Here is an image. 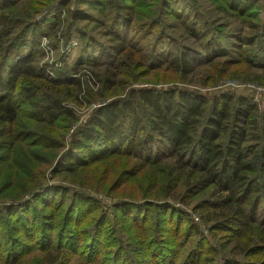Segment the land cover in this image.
Returning a JSON list of instances; mask_svg holds the SVG:
<instances>
[{
    "label": "trees",
    "instance_id": "obj_1",
    "mask_svg": "<svg viewBox=\"0 0 264 264\" xmlns=\"http://www.w3.org/2000/svg\"><path fill=\"white\" fill-rule=\"evenodd\" d=\"M21 1L0 0V202H11L0 209V262L16 264L36 253L48 264L75 257L83 264H214L219 255L223 264H264V108L235 93L210 98L194 89L149 86L107 102L84 78L113 89L125 83L120 75L131 80L135 68L156 60L187 80L196 68L230 60L235 50L232 65L264 70V33L238 34L235 50L232 42L227 49L207 38L218 31L212 13L220 4L256 16L264 12L262 0H207L202 10L192 0H140L141 9L150 8L144 22L133 12L136 0H67L42 20L34 13L24 21L10 12ZM66 12L73 19L64 27ZM169 15L194 48L180 42V29L165 28ZM259 20L264 30V16ZM76 21L102 31L75 29L81 49L66 72L40 69L31 51L3 74L13 48L39 46L42 37L69 45ZM138 38L149 43L146 51L135 44ZM64 96L80 106L108 99L73 129L68 143L63 131L78 118ZM31 152L38 154L33 163L20 156ZM43 163L51 177L67 175L74 187L41 183L32 169ZM112 176L125 186L135 180L145 198L117 199L112 213L106 211L89 192L105 191Z\"/></svg>",
    "mask_w": 264,
    "mask_h": 264
},
{
    "label": "rangeland",
    "instance_id": "obj_2",
    "mask_svg": "<svg viewBox=\"0 0 264 264\" xmlns=\"http://www.w3.org/2000/svg\"><path fill=\"white\" fill-rule=\"evenodd\" d=\"M25 0H22L21 2H17L15 5H13V9L10 11L12 14H14L15 19H21V21L26 20L24 16L26 15H33L36 14V19H40L42 17H45L48 15V13L52 10V8H55L56 6L58 8L59 2L67 1V0H52L49 2V0H27L25 3H23ZM69 1V0H68ZM135 7L133 12H139L136 15V18L139 20L137 22H144L146 20V16L143 11L149 10L150 8L141 9V6H139V1L136 0ZM151 1V0H150ZM197 4V10L198 5L200 10L203 8L209 7L210 1L207 0H192ZM49 2V3H48ZM73 2V0H72ZM182 2H185L186 5H188L189 0H182ZM219 1H214L213 5L210 8H214L217 6ZM23 3V4H22ZM130 4H134V0H129ZM262 4L264 5V0H262ZM222 8H220V11L215 10L213 15V28H216L218 30L215 32L212 31L210 37V40H215V42L220 43L222 46L224 45L225 48L230 49L229 43L233 45V48L235 50V46L237 45L238 41L235 37L240 35H246V36H254L257 35L256 32L264 33V30L261 29V21L259 19L263 18L264 12L262 10L258 11L256 16L250 15L251 10H244L243 12H237L231 9V6L226 4H220ZM182 7H184L182 5ZM75 6H71V10L74 12ZM87 9L86 7L83 8V10ZM207 9V8H206ZM215 9V8H214ZM178 10L180 8L178 7ZM58 9H55V12L57 13ZM8 12V11H7ZM72 13L66 12L65 15L62 13L63 16V26L66 27L69 21H71L73 18L71 16ZM77 12L75 13V15ZM153 15L150 14V17ZM258 17V18H257ZM50 18V17H49ZM157 18V17H154ZM42 20V19H40ZM211 20V21H212ZM201 22V23H200ZM198 24V27H202V22H204L202 19ZM166 23H168L169 30L174 29H180L181 32L176 31L178 34L177 37L180 40V42L186 43L188 47H193V44H188V35L184 33V30L180 24L172 18V15H169L165 19V26ZM140 24L141 27V23ZM85 27L86 30H88L91 34L97 33L102 31L101 29L95 28L94 24L87 23V22H78L76 21L75 24L71 27V32H73L72 39L68 42L69 45H65L63 43V40L59 37L52 38L51 40L42 37L39 46L31 47L29 45H23L21 47V51H15L16 49L13 48V51L9 53V55L5 58L3 62V74L7 76V72L10 69V67L18 61L21 57L26 56L29 54V52L32 51V53L36 56V65L39 66L40 69L46 68V70H52V68L56 70H62L63 68L68 69V66H73L75 62L77 61L79 51L81 49L80 46V39L78 38V35L76 33V28L78 27ZM63 27V28H64ZM164 27V26H161ZM256 27V28H255ZM94 31V32H93ZM172 32V31H170ZM137 34H141V31L137 30ZM70 36V35H69ZM99 39L102 40L100 37ZM141 38H138V42L135 44H138L142 50L146 51V46L149 45V43L146 40H140ZM105 40V39H104ZM106 41V40H105ZM101 42V41H100ZM133 42V41H132ZM3 47H7V40H3ZM67 43V44H68ZM259 45V42L256 41L255 46ZM239 58V55L237 54V51L235 50V53L232 54V58L229 60L228 58L224 57L217 59L213 64L203 66L196 68L194 70V73L192 76L188 77L187 80L183 79L182 75L178 72H175L172 65L165 64L162 68H158L157 66L160 63H154L156 60L150 61V64H152V67L146 65V67H138L134 69V73L136 74L133 79H130V76L128 74L120 75L118 77L119 80H124V84H120V82L115 85V87L112 88H102V86L98 85L96 82H89L87 81V77H84L86 82L88 83V87L90 89L91 93H98L102 92L106 94L108 97L106 99L100 100V99H93L91 98V101L94 104H91L90 106L84 104L82 106L78 105L76 102H74L73 98L65 97L63 99L64 105L68 108L72 109L77 114V121L74 123V125L71 127L70 130L66 129L63 131V134H65V143L70 142L71 136L73 134V129H77V127H80L83 125L86 120L89 118V115L93 111L94 108L104 105L105 101L107 102L114 100L116 97H122L123 95L127 94L131 88L136 87H157L161 89L166 88H186L191 90H198L203 94H206L210 96V98H213V96H219L220 94L224 93H235L237 95H241L244 97H248L250 99H253L255 102H257L261 108H264V70L257 69V68H248L243 63H237L236 62ZM199 60V58H197ZM154 63V64H153ZM156 67V68H154ZM102 70V69H101ZM127 69L124 68L123 72ZM129 69L128 71H130ZM54 72V71H53ZM62 72H66L63 71ZM50 73V71H49ZM52 74V73H51ZM67 76L70 75V71H67L65 73ZM129 80V81H128ZM95 83V85H93ZM91 84V85H90ZM97 90V91H96ZM96 91V92H95ZM46 93V92H44ZM90 93V94H91ZM115 95V96H113ZM85 99L86 101L89 100ZM104 101V103H102ZM99 103V104H98ZM102 103V104H101ZM74 130V131H75ZM21 153V152H20ZM29 155V158L31 159L32 163L34 160H37L38 154L34 153H26L21 154L20 156H27ZM26 160V158L24 157ZM131 162V161H130ZM7 166H11L8 164ZM18 166V164H16ZM130 168V167H129ZM22 170V169H21ZM9 172H12L11 167L8 169ZM34 171L35 175L38 174L39 178H41V183L43 181L46 183L47 186H72L74 185L71 183V179L67 175H61L56 176L55 178L51 177V171L52 168L48 163H43L40 165V167H36L32 169V172ZM53 178V179H52ZM110 186L106 187V190H99L94 189V191L89 192L92 196L96 197L97 200H99L106 209V211H110L111 207L116 203L117 199L125 198V199H141L145 198L144 194L140 191V187L137 185L135 180H133V186L128 185H122L117 184V180L115 176L110 177ZM124 182V180H123ZM134 186H137L134 187ZM98 190V191H97ZM33 196V195H32ZM152 199V198H151ZM29 200L28 198H25L22 202H25ZM0 202V209H4L8 207V203H11L7 201L5 204H1ZM193 220L200 224L201 229L205 231L206 236L212 241V237L207 232L206 226L204 224H201L198 219L193 216ZM137 234V233H135ZM220 237H225L226 233L221 232L219 234ZM38 254L31 253L27 257L20 259V263L16 264H48L47 262H41L40 257H37ZM145 256L140 253L139 259H143ZM146 259V258H145ZM67 264H83L82 261L78 259V257L68 259ZM0 264H3L0 262ZM214 264H223V259L219 255L216 262Z\"/></svg>",
    "mask_w": 264,
    "mask_h": 264
}]
</instances>
